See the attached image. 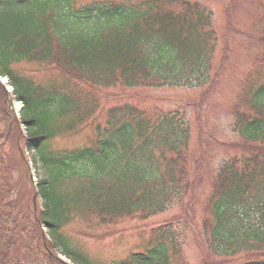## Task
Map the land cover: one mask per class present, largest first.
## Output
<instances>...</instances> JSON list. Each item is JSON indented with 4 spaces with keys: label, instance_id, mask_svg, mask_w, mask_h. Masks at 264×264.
<instances>
[{
    "label": "trees",
    "instance_id": "obj_1",
    "mask_svg": "<svg viewBox=\"0 0 264 264\" xmlns=\"http://www.w3.org/2000/svg\"><path fill=\"white\" fill-rule=\"evenodd\" d=\"M261 28L252 34L228 21L219 34L213 11L200 0H0V76L9 79L24 108L20 123L13 120L10 97L0 84V264L19 258L17 236L11 234L18 202L8 197L4 203L12 193L4 173L8 164L2 168L10 143L17 144L27 170L29 161L42 169L34 196L42 199L37 229L45 226L50 238L37 232L45 264H64L58 252L72 264H104L85 259L63 236L71 217L94 214L109 221L142 213L149 218L176 199L182 204L188 190L191 198L182 217L153 230L158 235L144 251L107 264H173L181 245L173 229L183 219L184 228H196L197 242L204 239L206 259L264 254V81L244 80L246 95L229 113L239 142L208 128L211 100L235 48L233 40L244 37L264 49V21ZM260 59L264 64V55L257 63ZM29 63L60 76L38 81L21 69ZM144 87L200 93L197 101L184 103V114L168 111L156 121L133 101ZM103 97L110 107L105 125L95 124L92 116L102 110ZM187 110H194L199 123V149L193 155ZM90 125H96L91 138L72 146L57 144ZM214 145L233 153L216 163L204 196ZM206 201L211 220L193 226L196 206L203 211ZM232 262L264 264L239 258L225 264Z\"/></svg>",
    "mask_w": 264,
    "mask_h": 264
},
{
    "label": "rangeland",
    "instance_id": "obj_2",
    "mask_svg": "<svg viewBox=\"0 0 264 264\" xmlns=\"http://www.w3.org/2000/svg\"><path fill=\"white\" fill-rule=\"evenodd\" d=\"M200 2L213 11L215 27L219 34L224 31L228 21L232 22L235 27H240L249 33L252 32V34H257L262 30L261 25L264 21V0H200ZM233 44L235 48L229 57L228 67L222 73V80L221 83L218 84L219 86L217 88V93L214 95V101L211 100L213 103L208 113V128L216 131L218 137L237 143L239 142V135L235 133L233 129L235 117L229 115V113L233 107L241 104L240 100L246 95L244 92L245 88L242 85L244 80L251 78L252 81H264V64L262 63V59L257 63V58L259 59V57L264 55V49L261 47H252L244 37L233 40ZM219 51H222L221 48ZM231 64H233L234 68L229 69ZM233 66L231 65V67ZM21 69L30 76L37 78L38 81L53 78V74L55 73L57 76H60L58 72L46 71L47 69H42V65L37 64H23ZM255 74L256 77L254 76ZM0 82L3 84L1 77ZM7 87L9 88V86ZM84 91H86L85 88ZM8 92H10L9 94L11 95L12 90ZM199 93L200 89L188 90L183 88L160 89L144 87L134 94L135 98H133V101L137 102L138 105L151 116H154L157 121L158 117L163 118V115H165L164 113L167 114L168 111H173L172 113H175L177 110H181V114H184L183 108L186 106L184 103L186 101H197ZM107 98L103 97L102 99V110L97 111L95 115L92 116V118H97L95 124L99 123L105 125L106 113L110 108L105 106ZM84 99H87L88 102L90 101L88 97ZM12 100L15 103L14 110L17 111L18 117L20 118L22 110L24 109L23 104L20 103L14 95L12 96ZM243 110L242 113L247 112L244 107ZM186 113H188L190 117L188 121L191 126V139L188 152L193 155L196 154L199 149V123L194 119L196 117L194 110H187ZM95 127L96 125H90L79 135L60 138L57 144L59 146H72L79 142H83L86 138H91L93 136ZM20 132L22 135H25L22 127ZM9 145L10 146L7 147L5 152L6 156L2 168L6 162L8 168L4 170V173L10 177L9 181L12 192L10 196H6L4 203L8 204V197L10 202H18L14 212V219L12 220L13 225L11 234H16L15 236H17L15 237V241L19 244V252L15 254H17L19 258L16 257L17 259L12 264H45L43 239L38 238L40 235L37 234V232H40L42 236L43 231L44 237L45 235L47 237L48 230L42 225L40 226V230L37 229V220L41 217L42 199L38 196L35 198L34 196L36 182L42 177V169L30 166V169L28 168L30 172L27 174L28 170L21 162L22 159L17 149V144L10 143ZM212 150L213 151L210 152V161H208L210 172L207 173L206 180L201 188L202 195L204 196L211 190L213 177L209 176L212 174L216 163L222 156H225L226 153L229 155L233 153L231 148H219L216 145L213 146ZM187 167L190 172V178L193 180L195 176L189 160L187 162ZM190 198L191 191L188 190V194L182 204L180 200L176 199L171 207H167L162 213H157V215L149 218H144L142 213L124 217H120L119 215L109 221H105L100 215L94 214L77 215L76 218L73 216L71 220L62 227L61 232L64 237L73 242L72 247L80 251L88 261L92 262L94 260L104 264L117 262L127 257L132 252L144 251L145 244L151 240V238L158 235L153 234V230L165 226L173 219L182 217ZM208 207V201L203 203V211L198 205L196 206V212H194L193 220L191 221L193 226H196L197 223L199 227L203 225L206 217L211 220V217H209V215L207 216V212H209ZM181 221L182 223L178 226H174L173 229L174 234H177L179 242L181 243L180 252L173 260V264H205V260H209V264H225L227 261L235 258H239L243 261L264 260L263 253H252V255L243 253L235 258L210 255L209 258L206 259L204 239L203 244L199 241L197 242L194 232L196 228H184V223H186V221L184 219ZM198 230L201 231L202 229L199 228ZM4 252L8 255V248H5ZM59 253L60 252H58V254ZM59 258L64 260L61 256ZM233 263L237 262H232L230 264ZM53 264L57 263L55 262Z\"/></svg>",
    "mask_w": 264,
    "mask_h": 264
}]
</instances>
